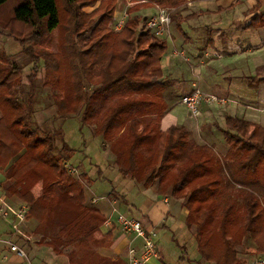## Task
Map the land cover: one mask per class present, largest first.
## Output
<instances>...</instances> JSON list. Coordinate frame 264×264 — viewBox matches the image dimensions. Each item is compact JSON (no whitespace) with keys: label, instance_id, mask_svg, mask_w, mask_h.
Here are the masks:
<instances>
[{"label":"trees","instance_id":"obj_1","mask_svg":"<svg viewBox=\"0 0 264 264\" xmlns=\"http://www.w3.org/2000/svg\"><path fill=\"white\" fill-rule=\"evenodd\" d=\"M7 1L0 0V5ZM65 1L72 14L65 44L61 46V40L55 51L38 53L22 41L23 54L36 65L44 62L45 84L54 90V118L79 117L83 127L109 144L123 177L145 188L156 185L159 195L167 196L171 190L176 199L186 196V224L204 261L245 264L238 248L247 235L256 243L257 252L264 254V146L257 141L259 127L227 116L228 150L223 156L211 146L200 148L183 126L161 130L159 120L168 108L162 65L167 43L145 25L139 31L144 20L136 12L148 2L129 7L123 28L116 30L109 23L118 0ZM155 1L178 7L187 0ZM59 2L26 0L17 6L15 18L32 25L31 36L37 40L42 30L51 33L63 25ZM84 7L95 9L86 13ZM262 21L264 25V15ZM35 69L28 77L30 89L24 104L20 98L23 68L0 52V170L7 169L6 193L26 202L28 218L38 222L36 243L60 255L70 246L88 244L107 218L86 204L83 184L65 167V158L76 150L66 142L63 130L48 132L42 139L30 127L36 112ZM17 130L35 151L8 174L12 159L23 152ZM193 177L194 188L183 194ZM40 183L42 193L36 197L33 189ZM99 264L124 263L101 257Z\"/></svg>","mask_w":264,"mask_h":264},{"label":"crops","instance_id":"obj_2","mask_svg":"<svg viewBox=\"0 0 264 264\" xmlns=\"http://www.w3.org/2000/svg\"><path fill=\"white\" fill-rule=\"evenodd\" d=\"M140 3H142L140 0H134L130 6ZM123 4L124 0L121 3V10L118 8L115 13L114 22L121 21V11L127 9ZM156 12V5L148 4L136 14L146 21ZM263 15L264 0H190L181 9H177L172 17L171 36L164 37L167 50L162 58V65L163 79L167 83L164 96L168 108L159 120L161 130L183 126L190 131L191 138L193 134H199L198 137L203 139L201 142L194 135V141L198 146H211L216 149V146L226 145L227 151L228 142L224 135L226 117L236 116L258 126L259 138L264 131V25H261ZM255 19L257 21H254ZM175 50L184 54H176ZM186 68L190 75L182 72ZM178 71L182 74H177ZM195 85L205 93H215L211 90L218 91L220 92L218 95L232 102L215 107H208L202 103L200 114L192 117L188 109L187 112H183L180 107L184 106L182 97L192 92ZM56 114V107L50 106L47 110L35 112L34 118L41 126ZM102 142V148L106 152L107 143L103 139ZM72 157L73 155L65 158V161L72 164L70 161ZM111 158L113 159V156L108 154V159ZM103 164L105 163L102 162ZM72 165L81 170L80 166ZM112 170L116 174L114 181L107 176L98 178L103 182L106 180L111 182L113 186L111 192L102 196L97 194L90 188L94 182L85 190L87 203L100 209L102 214L106 218L110 217L113 222L110 227L103 225L101 231L97 233L98 236L102 232L108 242L103 245L105 253L101 255L113 262L128 264L130 245L134 243L139 245L141 242L139 239L134 241L132 236L126 235L117 223L115 210L120 208L141 220L146 227L158 228L160 256L153 258L149 264H164L166 248L173 243L181 249L179 259L173 260V264H198L201 255L192 230L188 228L186 221H178L176 208L170 198L123 177L116 167ZM7 177V169L0 170L2 185L5 184ZM119 183L121 189L118 187ZM181 214L187 216L188 210H182ZM37 225L35 219L27 218L22 224V233L14 234L11 223L0 216V264H63L50 247L35 242L34 230ZM165 230H169L170 233ZM184 231H187V234ZM6 240L24 249L26 257L12 251L10 245L4 242ZM192 252L194 257L189 255Z\"/></svg>","mask_w":264,"mask_h":264},{"label":"rangeland","instance_id":"obj_3","mask_svg":"<svg viewBox=\"0 0 264 264\" xmlns=\"http://www.w3.org/2000/svg\"><path fill=\"white\" fill-rule=\"evenodd\" d=\"M128 1V0H127ZM124 0V6L128 9V7H131L130 4L133 2H128ZM139 1V0H138ZM142 3L148 2V4H157L159 3L155 0H140ZM190 0H187L183 4L179 5L178 7H167L163 6L166 8L174 9L172 13V17L174 13L177 11V9H181L185 4H188ZM26 2V0H8L6 3L0 5V52L7 54L9 57L12 58V61L18 65L19 67L23 68L24 71V76H23V93L20 95L21 102L24 104H27V94L30 89V83H29V75L34 72L35 67L38 70V76L35 80V85H36V92H35V99H34V109L35 111H41L44 110L50 106H54V99H53V94L54 90L48 85L45 84L46 81V71L44 68V62L41 61L39 64H35L34 61L31 60L30 57L26 56L23 54L22 50L24 48V45L27 47H33L35 52H42V49L44 50H49V51H55L56 45L58 44L59 41H63L61 46L65 44L64 39L68 35V27L70 24L71 19V12L67 7V4L65 3V0H60L59 5L61 7V16H62V21L63 25L60 26L57 30L48 33L47 31L42 30L43 35L41 37H38L37 40H35L34 36H31V34L34 32L35 28L30 25V24H21L17 22L16 20V8L19 6L21 3ZM121 2L122 0L118 1L117 9L121 10ZM100 2L98 3L99 6ZM95 8L94 7H84L83 11L86 13H91ZM127 9L121 11V21L114 22L111 21L109 23V26L114 29L120 27L119 30H121L128 19V14H127ZM117 11V10H116ZM140 16V15H139ZM142 18V17H141ZM173 21V20H172ZM144 25L146 26V21H142L141 25H139V31H142L144 29ZM172 27V26H171ZM164 38V37H163ZM39 39V40H38ZM25 43L23 45V43ZM170 45V43H168ZM181 69H179L180 71ZM178 73L179 75L182 74V72L186 75H190L189 70L186 68L182 70L181 73ZM207 71V70H206ZM183 76V75H182ZM212 92L215 93H210V94H215L219 97H224L218 95L220 92L211 90ZM217 92V93H216ZM228 99V98H226ZM230 100V99H229ZM230 101L229 103H231ZM203 105L208 106V107H215L218 106L219 104H208L204 103ZM227 105V104H226ZM185 106V105H184ZM181 106L180 109L183 112H187V108ZM201 106V105H200ZM225 106V105H224ZM202 108V106H201ZM200 108V109H201ZM30 127L34 130L35 136L40 137V138H45V134L51 131H55L58 129H62L64 132V138L66 142L76 150L75 154L73 157L70 159L71 163L77 166H80L81 170H78L77 175H74V177H78V179L81 181L83 184L85 190L86 187L91 183L92 186L90 187L92 191L97 192L99 195H103L106 193L111 192L112 190V184L110 181L106 180L105 182L101 181L98 178H102L107 176V178L111 179L114 181V177H116L115 172L112 170L115 167L114 163V155L111 153L110 146L109 144H106L108 149L105 152L103 150V142L100 137L94 136L91 129L88 126H82L81 120L79 117H72L69 118L65 121L63 120H58L54 117H51L48 122H46L43 125H38L36 122L34 116L33 120L30 123ZM252 130V128H251ZM17 134L20 135L21 139H23L24 145L22 148V154L21 156H16L15 158L12 159V161L9 164L8 169V174H10L14 169H16L19 165L23 164L26 162V160L33 155L35 149L28 147L27 140L22 136L20 130H17ZM194 135H192V140H194ZM199 134H196V138L203 142V139L198 137ZM211 142V140H209ZM257 141L262 143L264 146V131L261 133V135L257 136ZM106 143V142H105ZM226 146V145H225ZM216 146L215 151L218 153V155H225L226 154V148L227 146ZM205 146H200V148H204ZM198 152V151H197ZM108 154H111L113 156V159L111 158L108 159ZM110 158V157H109ZM110 160V161H109ZM106 161H108L106 163ZM102 162L105 164L102 165ZM66 161L64 160V165ZM71 164V165H72ZM99 164V165H97ZM101 164V165H100ZM110 167H109V166ZM83 168H82V167ZM86 169V170H85ZM118 169V168H117ZM131 179V178H129ZM1 180V179H0ZM93 180V181H92ZM134 181V180H132ZM199 179L196 178V182H198ZM135 182V181H134ZM136 183V182H135ZM142 186V185H141ZM37 187V188H36ZM41 183L36 185L35 188L33 189V193L36 197L41 195L42 193V188ZM119 189H121V183L118 184ZM143 187V186H142ZM156 185L151 186L154 191H156ZM194 188V177L192 178V181L190 180L189 184H186L185 190H183V194H186ZM86 192V191H85ZM7 194V193H6ZM169 194V195H168ZM167 196L170 198V201L172 205L176 208L175 212L177 214L178 221H186L185 218H187L186 215L181 214L182 210L187 209L185 206H183V203L186 201V196L185 198L182 199H176L172 195L171 190ZM9 197L10 201L15 204L19 205L20 203H26L22 201L21 199L15 197V196H10L7 194ZM168 199V198H167ZM27 204V203H26ZM86 204L88 206H94L93 204H89L86 201ZM188 215V214H187ZM186 216V217H185ZM181 217V218H180ZM34 219V218H31ZM177 221V222H178ZM181 221V222H182ZM179 223V222H178ZM101 231V229H100ZM168 233H170L169 230H165ZM185 234H187V231H184ZM133 238V236H132ZM35 242L39 240L38 235H34ZM106 237L102 235V232L99 233L97 236V233L93 236V239L88 243V244H76L74 246H70L65 249L63 254H55L60 260L61 263L63 264H71L70 263V258L73 260L74 263L76 264H98V261H100L101 257H105L101 254L105 253V246L103 245L107 244ZM254 248V251L252 252V249ZM167 251L164 259V264H169L175 261V259H179V256L181 255V249L180 247H177L175 243L171 244V246H167ZM194 251V248H192ZM239 255L238 257L242 262L245 264H251L252 258L256 257H264V254L258 253L257 252V246L256 243L254 242L253 238L251 235H247L246 238L243 241V244L241 247L238 248ZM190 257H194V252L192 254H189ZM186 256V255H185ZM199 263L198 264H210L206 261H204L200 256H199ZM83 260L84 263H81ZM174 260V261H173ZM248 261V262H247ZM177 262V261H176ZM182 264V263H180ZM188 264V263H185Z\"/></svg>","mask_w":264,"mask_h":264},{"label":"built area","instance_id":"obj_4","mask_svg":"<svg viewBox=\"0 0 264 264\" xmlns=\"http://www.w3.org/2000/svg\"><path fill=\"white\" fill-rule=\"evenodd\" d=\"M127 1V0H126ZM129 1H127L128 3ZM157 12L147 18L146 28L151 31L156 37L171 36L172 13L174 9L166 8L155 4ZM119 30L120 27H116ZM176 54L183 55L184 53L175 50ZM230 102L225 97H219L215 94L205 93L197 85L194 90L182 97V103L187 107L192 117H197L200 114V105L202 103L226 105ZM65 167L72 175H77L78 169L66 162ZM168 202V200H166ZM116 221L121 227L122 231L128 235L133 236V240L139 239V245H130L128 249V264H149L153 258L160 256L158 249V234L157 227H146L143 222L129 214L125 209H116ZM29 213V206L27 204H13L6 194L4 186L0 183V216L8 220L14 230V234L22 233V224L27 220ZM113 224L109 217L104 225L110 227ZM10 245L11 250L18 253L22 257H26L24 249L13 244L10 240L4 241ZM251 264H264V257L253 258Z\"/></svg>","mask_w":264,"mask_h":264}]
</instances>
